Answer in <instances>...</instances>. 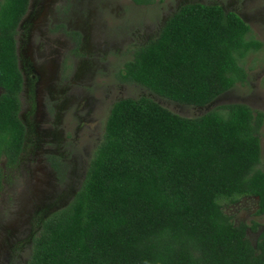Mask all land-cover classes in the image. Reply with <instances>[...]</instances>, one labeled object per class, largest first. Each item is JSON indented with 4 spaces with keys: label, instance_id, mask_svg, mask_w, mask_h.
Listing matches in <instances>:
<instances>
[{
    "label": "trees",
    "instance_id": "obj_1",
    "mask_svg": "<svg viewBox=\"0 0 264 264\" xmlns=\"http://www.w3.org/2000/svg\"><path fill=\"white\" fill-rule=\"evenodd\" d=\"M28 1L0 0V157L8 166L26 136L16 32ZM250 33L233 10L186 2L117 74L204 105L245 79L241 60L261 46ZM263 121L264 111L244 102L187 116L144 95L115 100L80 186L42 219L26 264H264V225L236 224L221 205L254 195L264 215ZM248 228L259 230L254 243Z\"/></svg>",
    "mask_w": 264,
    "mask_h": 264
},
{
    "label": "rangeland",
    "instance_id": "obj_2",
    "mask_svg": "<svg viewBox=\"0 0 264 264\" xmlns=\"http://www.w3.org/2000/svg\"><path fill=\"white\" fill-rule=\"evenodd\" d=\"M190 1L220 4L250 24L261 46L241 60L245 79L204 105L122 81L117 73L133 49L155 37L177 7ZM26 10L16 34L26 136L15 165L0 157V264H26L42 219L80 186L115 100L144 95L187 116L225 102L264 111V0H29ZM259 135L264 162V121ZM221 205L236 224L254 219L258 229L264 225L254 195ZM258 231L247 229L252 243Z\"/></svg>",
    "mask_w": 264,
    "mask_h": 264
},
{
    "label": "flooded vegetation",
    "instance_id": "obj_3",
    "mask_svg": "<svg viewBox=\"0 0 264 264\" xmlns=\"http://www.w3.org/2000/svg\"><path fill=\"white\" fill-rule=\"evenodd\" d=\"M179 7V6H178ZM177 7V8H178ZM27 11V10H26ZM26 11H25V13H26ZM234 11V10H233ZM236 12V11H235ZM24 13V14H25ZM23 14V15H24ZM239 14V13H238ZM23 17V16H22ZM22 17H21V19H22ZM21 19H20V21H21ZM167 20V19H166ZM20 21H19V24H20ZM19 24H18V27H19ZM18 27H17V30H18ZM74 34H79L77 31L76 32H73ZM16 34H17V32H16ZM146 42V41H145ZM16 48H17V54H18V66H19V68L21 69V72H22V78H23V80H22V88H23V86H24V81H25V76H24V72H23V70H22V68H21V66H20V63H19V53H18V45H17V39H16ZM32 77H34V74H32ZM21 91H22V89H21ZM21 91H20V93H21ZM20 101H21V99H20Z\"/></svg>",
    "mask_w": 264,
    "mask_h": 264
}]
</instances>
